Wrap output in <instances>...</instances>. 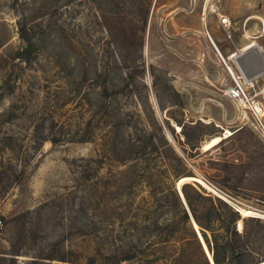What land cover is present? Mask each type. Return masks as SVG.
I'll list each match as a JSON object with an SVG mask.
<instances>
[{
  "label": "rangeland",
  "instance_id": "obj_1",
  "mask_svg": "<svg viewBox=\"0 0 264 264\" xmlns=\"http://www.w3.org/2000/svg\"><path fill=\"white\" fill-rule=\"evenodd\" d=\"M210 26L227 46L225 61ZM247 43L258 54L230 59ZM236 61L249 80L264 72V0H0V255L11 257L17 243L19 261L29 262L39 246L54 248L65 218L88 223L87 211L96 225L49 254L67 250L72 260L42 264H163L105 257L115 251L102 234L108 200L83 202L96 183L111 186L109 199L152 212L140 224L164 225L176 213L170 189L187 178L199 211L230 215L224 203L241 211L235 227L245 236L235 240L250 256L230 252L222 264L256 252L264 259V133L250 106L226 95ZM41 207L50 220L30 225L23 240L22 215ZM165 245L181 249L177 240ZM190 251L180 264H203Z\"/></svg>",
  "mask_w": 264,
  "mask_h": 264
},
{
  "label": "trees",
  "instance_id": "obj_2",
  "mask_svg": "<svg viewBox=\"0 0 264 264\" xmlns=\"http://www.w3.org/2000/svg\"><path fill=\"white\" fill-rule=\"evenodd\" d=\"M20 34L22 39L28 44V46L22 50L23 53L21 54L28 55L31 53L30 47L32 46V42L28 36V29L25 26H22L20 28ZM41 138L42 141L45 140V137ZM51 140L53 142H61L59 137H53ZM86 167L87 169L90 168V164H87ZM186 184L187 183H184L182 185L183 188H181V190L183 189L182 191L189 209L182 200L176 187H171L170 195L173 197V202H175L177 206L175 208V217L169 223L164 225L155 223V227H152L150 225L139 223L140 220L149 219L152 214L151 211L145 210L141 212V207L139 205L133 206L131 203L132 199L131 201L128 199L125 202H123L119 196H114L109 199V196L113 192L112 187H104V189L101 190V186H99L100 184L96 183V186H94L95 192L94 190L91 191L86 199L87 201H84L83 203L90 206L93 204L94 200L97 201V199H99L98 197L108 200L107 202L102 203V205L105 206L101 209L103 214L102 221L106 224L102 234L106 236V241H108L107 244H111L115 251L111 255L104 256L113 260V262L121 263L125 260L131 261L138 259L140 256L146 255L150 258L148 262L151 263L163 261V264H167V262L170 261L168 264H180L181 262H184V259H189L190 255H195L190 251V248L193 246L194 248L196 247L198 251L197 255L199 256L200 262L203 264H211L204 246L197 232L193 228L194 226L191 225V212L196 220V225L199 227L197 229L202 232V235L213 255L215 264H222V256L228 255L230 252L233 253V258L243 259V256L248 254L250 249H241L243 244H239L238 241L235 240L236 238L240 240L245 236V234L240 231L238 232V229L235 227V222L240 218L239 212L227 203H224L230 213V215L227 216L220 210V208L214 206L206 211H199L195 206L191 195L186 190ZM166 197L168 196H163L160 200L166 203ZM43 209L45 208L41 207L38 210L28 211L22 215L21 218L23 219V224L21 227V238L23 240L29 236L28 231H30V225L31 227H34L32 228L33 231L45 219L47 222L50 220L49 216H45V211H43ZM86 214L90 219L88 220V223H81V225L73 221V219H75L73 215H71L70 218H65L70 224L65 225V233L63 232V235L57 233V238L59 239L53 241V244L51 245L54 248L45 249L44 247L39 246L41 250L40 255L35 256L29 262L23 263L22 261H19V259L24 253L19 249V245L14 243V246L18 247L7 253L10 254L11 257L0 255V264H42L39 259H58L66 262L71 261V252H68L67 250L63 255L55 256L49 254L58 247L61 248V245L65 240L72 238V241H74L77 234H84V229L82 227L96 225L94 219L90 217L91 212L87 213L86 211ZM21 218L17 217L16 220L18 221ZM208 231L211 232V235L208 234ZM157 238L158 241H156ZM176 240L179 241V243L181 242L180 251H169V247L165 244H171ZM20 244H23V241L20 242ZM262 258L263 255L260 252H256L252 259H246L247 261H244L243 264H264V259Z\"/></svg>",
  "mask_w": 264,
  "mask_h": 264
},
{
  "label": "built area",
  "instance_id": "obj_3",
  "mask_svg": "<svg viewBox=\"0 0 264 264\" xmlns=\"http://www.w3.org/2000/svg\"><path fill=\"white\" fill-rule=\"evenodd\" d=\"M221 20L225 27H229L230 20L228 17H222ZM223 60L225 61V59ZM235 63V67L227 65L231 82L226 86V95L241 104H248L254 127L264 133V87L259 89L256 87L258 79L264 75V72H258L254 79L249 80L246 76L248 70L242 68L237 61ZM250 88H252L253 93L250 92Z\"/></svg>",
  "mask_w": 264,
  "mask_h": 264
},
{
  "label": "crops",
  "instance_id": "obj_4",
  "mask_svg": "<svg viewBox=\"0 0 264 264\" xmlns=\"http://www.w3.org/2000/svg\"><path fill=\"white\" fill-rule=\"evenodd\" d=\"M208 30V32H207V36H209V39L211 40V42L213 43V45H214V48L216 49V51L218 52V54L220 55V57L222 58V59H225V54H226V52H227V46H226V44L225 43H223V42H221V37H220V35H219V32L217 31V29L215 28V27H213V26H210V27H208L207 28ZM250 43V42H249ZM246 45H248V43L247 44H245L243 47H241V48H238V52H234V50H231V57L234 59V58H236V57H238V56H240V57H244V56H252V54L253 55H256V54H258V51L256 50V47H254L253 49H251V50H249L248 52H246V53H244L243 54V51L244 50H247L249 47H251L252 45H255L254 43H252V44H249L248 46H246ZM246 46V47H245ZM245 47V48H244ZM244 48V49H243ZM247 48V49H246ZM212 47H210V46H208V51H209V53H212ZM215 51V52H216ZM247 58V57H246ZM264 76V75H263ZM262 76V77H263ZM261 78V77H260ZM262 87H264V86H261V85H258V89L259 88H262Z\"/></svg>",
  "mask_w": 264,
  "mask_h": 264
},
{
  "label": "water",
  "instance_id": "obj_5",
  "mask_svg": "<svg viewBox=\"0 0 264 264\" xmlns=\"http://www.w3.org/2000/svg\"><path fill=\"white\" fill-rule=\"evenodd\" d=\"M254 47H256V45H252V46L249 47L247 50L243 51V54L246 53V52H248L249 50L253 49ZM176 186H177V185H176ZM177 190H178L180 196L182 197V200L184 201V203H185L186 206H187V203H186V200H185V197H184V193H183V191L180 190V189L178 188V186H177ZM187 208L189 209L188 206H187ZM237 211H238V209H237ZM190 218H191V221H192V223H193L194 229L196 230V232H197V234H198V236H199V238H200V240H201V242H202V244H203V246H204V249H205V251H206V253H207V256H208V258H209L211 264H215V262H214V258L212 257V259H211L210 255H209V254L211 253V251H210V249H209V247H208V245H207V243H206V241H205V239H204V237H203V235H202V232H201L199 229H197V227L195 226V225H196V220L194 219V217H193V215L191 214V212H190Z\"/></svg>",
  "mask_w": 264,
  "mask_h": 264
},
{
  "label": "bare ground",
  "instance_id": "obj_6",
  "mask_svg": "<svg viewBox=\"0 0 264 264\" xmlns=\"http://www.w3.org/2000/svg\"><path fill=\"white\" fill-rule=\"evenodd\" d=\"M250 46V45H249ZM247 49V48H246ZM245 51V50H244ZM230 59H233L232 57H230ZM234 60V59H233ZM217 140L219 141V138H217ZM189 180L187 179V178H183L182 180H181V182L179 183V189L181 190V188H182V185H183V183H185V182H188ZM177 186H178V184H177ZM238 212H241L240 210H238ZM243 212H244V214L245 215H249V214H251L253 211H251V210H243ZM210 255V254H209ZM213 256V255H212ZM212 259V258H211ZM263 264V263H262Z\"/></svg>",
  "mask_w": 264,
  "mask_h": 264
}]
</instances>
